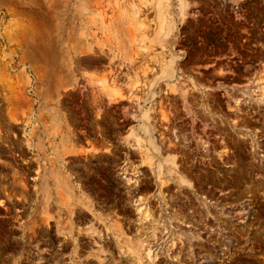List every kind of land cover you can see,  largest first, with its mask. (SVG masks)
I'll use <instances>...</instances> for the list:
<instances>
[{
	"label": "rangeland",
	"instance_id": "1",
	"mask_svg": "<svg viewBox=\"0 0 264 264\" xmlns=\"http://www.w3.org/2000/svg\"><path fill=\"white\" fill-rule=\"evenodd\" d=\"M0 264H264V0H0Z\"/></svg>",
	"mask_w": 264,
	"mask_h": 264
}]
</instances>
